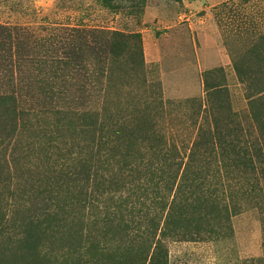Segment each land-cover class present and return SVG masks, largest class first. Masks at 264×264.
I'll return each instance as SVG.
<instances>
[{
  "label": "rangeland",
  "instance_id": "374dc122",
  "mask_svg": "<svg viewBox=\"0 0 264 264\" xmlns=\"http://www.w3.org/2000/svg\"><path fill=\"white\" fill-rule=\"evenodd\" d=\"M262 35L264 0H148L140 15L111 13L90 0H0V94L17 101L13 124L0 117V141L7 133L11 139L0 144V264L62 260L61 253L43 255L54 238L41 239L36 217L53 229L54 210L40 207L55 197L67 201L66 188L41 194L56 189L48 148L69 140V117L80 129L94 111L99 123L129 121L178 146L194 135L195 121L202 122L194 114L207 106L221 120L238 115L243 126V73L257 65ZM238 201L230 232L218 241L170 244L169 264L260 257L264 203Z\"/></svg>",
  "mask_w": 264,
  "mask_h": 264
},
{
  "label": "trees",
  "instance_id": "16d2710c",
  "mask_svg": "<svg viewBox=\"0 0 264 264\" xmlns=\"http://www.w3.org/2000/svg\"><path fill=\"white\" fill-rule=\"evenodd\" d=\"M90 1L111 13L140 15L148 0ZM259 46L257 65L247 64L242 78L243 126L234 121L238 115L227 112L221 120L220 110L207 106L194 114L202 121H195L194 135L178 146L129 121L99 123L94 111L80 129L69 117V140L48 148L47 172L57 185L53 195L48 189L41 195L55 197L66 188L67 201L55 197L40 207L54 210L57 221L52 229L37 214L41 239L54 238L42 246L43 255L61 253L59 264H169L170 244L218 241L230 232L238 200L248 208L264 203V35ZM16 104L12 94H0V117L13 124ZM8 134L0 144H10ZM229 176L236 189L225 185ZM261 248L260 257L240 264H264V236Z\"/></svg>",
  "mask_w": 264,
  "mask_h": 264
}]
</instances>
